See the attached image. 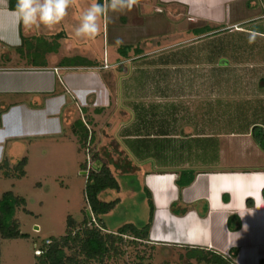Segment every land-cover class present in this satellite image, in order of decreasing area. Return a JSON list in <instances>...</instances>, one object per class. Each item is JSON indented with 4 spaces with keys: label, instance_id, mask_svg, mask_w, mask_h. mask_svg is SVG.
Listing matches in <instances>:
<instances>
[{
    "label": "crops",
    "instance_id": "crops-1",
    "mask_svg": "<svg viewBox=\"0 0 264 264\" xmlns=\"http://www.w3.org/2000/svg\"><path fill=\"white\" fill-rule=\"evenodd\" d=\"M11 1L17 2L0 0V163L7 159L12 167L25 156L28 163L34 152L41 157L54 152L63 154L65 148L70 150L72 143L84 153L76 133L78 121L88 128L89 141L93 135L92 145L98 151L104 149L100 147L110 143L112 133H118L122 126L126 128L133 117L130 106H113L109 81L114 77L111 72L116 63L124 56L118 50L120 47L116 53L106 49L104 42L103 51L100 47L95 51L84 45L85 38L75 36L79 16L74 6H83L87 0H69L67 13L58 24L39 28L19 24ZM159 1L191 12V6L197 2L208 9L213 6V0ZM138 5L136 0H128L127 11L132 21L137 19L135 25H143L139 17L150 14L138 9ZM215 16L222 18V13ZM151 17L173 25L180 19L155 13ZM104 19L105 16L102 27ZM206 21L205 25L218 23L212 17ZM145 37H136L121 45H130V52ZM105 58L108 68H102ZM220 59L217 62L224 66L243 65L232 70L236 77L245 78L250 72L258 75L254 86L237 87L235 93H229L230 98L220 106L214 119L210 115L199 123L189 120L178 125V133H158L153 138L182 141L179 145L170 143L160 147L156 139L154 155L148 152L149 141L146 140V145L136 140L145 137L137 136L133 141L134 137L126 136L134 142L129 147L143 158H152L153 164L147 169L135 164L130 174L119 168L117 174L132 176L136 189L145 192L146 220L134 223L136 226L147 223L152 207L148 244L164 249L204 248L227 257L234 264H264V86L260 83L264 80V63L260 60L251 71L247 68L250 60L239 54L232 60L225 58L221 62ZM103 114L112 121L109 125L101 123ZM184 129L189 131L183 133ZM192 139L195 142L189 141ZM192 144L195 146L191 147ZM193 150L205 155L204 163L192 164L188 154ZM71 151L75 152L74 147ZM112 227L106 230L115 231L120 226ZM232 249H237L234 257Z\"/></svg>",
    "mask_w": 264,
    "mask_h": 264
},
{
    "label": "rangeland",
    "instance_id": "rangeland-1",
    "mask_svg": "<svg viewBox=\"0 0 264 264\" xmlns=\"http://www.w3.org/2000/svg\"><path fill=\"white\" fill-rule=\"evenodd\" d=\"M92 2L87 0L83 6H74L79 19ZM108 2L104 0V27L101 19L99 31L95 36L85 38L84 45L88 49L93 47L95 51L100 47L102 52L105 42L106 49L111 48L118 53L117 49L123 47L122 43L146 36L142 42L135 44L138 48L130 51L128 57L119 58L111 72L114 77L109 81L113 106H130L133 110L132 121L126 128L122 126L118 129V133H112L114 136L110 137V143L102 145V150L98 151L96 145H87L86 142L83 147H79L84 154L72 143L70 150L65 148L63 154L54 152L41 157L34 152L25 165V175L22 177L13 174L6 176L4 170H0V196L11 190L25 198L28 210H18L16 213L20 230L27 233L28 237L3 239L0 264H36L35 248L41 247L46 238L64 234L68 215L77 220H82L85 214L90 218L84 196L86 177L79 167L84 160L88 164L86 148H89L90 156L95 152L99 155L102 153L101 160L110 166L120 184L118 190L109 189L101 194L104 200L121 199L120 205L102 216L106 227L113 228L127 222L137 225L145 221V192L136 189L137 184L132 176L117 173L121 168L130 174L135 164L139 168H150L153 160L135 153L133 147L130 148L134 142L131 143L125 137L131 135L133 141L137 136L145 137L136 140L144 143L149 141L151 151L148 152L154 155L157 144L153 141L158 138L153 137L158 133H178V125L189 120L199 123L210 115L214 119L220 106L230 98L229 93H235L237 87L251 89L258 78L252 72L246 74L245 78H242L243 75L236 77L232 70L243 65L224 66L217 62V58L222 57L219 61L224 62L225 58L232 60L239 54L241 58L250 60L247 68L251 71L257 68L260 60L264 63V0H213L211 9L197 2L191 6L193 12L180 6L162 4L159 0H136V3H140L137 8L150 14L139 17L143 25H135L137 19L132 21L127 6L123 10L113 11L107 7ZM153 13L180 19L173 25L152 18ZM217 13H222V18L216 19ZM211 17L218 23L205 25ZM238 20L243 21L232 25ZM195 26L214 29L198 35L192 32ZM244 28L254 31H243ZM136 49L139 54L133 52ZM262 66L264 68V64ZM260 83L263 87L264 80ZM108 119L103 114L101 123L109 125L112 121ZM186 131L189 130L184 129L183 133ZM147 135L152 138H146ZM180 141L179 138H161L156 143L163 147L170 143L179 145ZM189 141L195 142L194 139ZM198 142L204 145L203 141ZM71 147H74L75 152L71 151ZM188 159L192 160V164L204 163L205 155L193 150L188 154ZM139 173L142 179V173ZM125 239L123 254L111 258L109 264H187L186 248L164 249L144 242L129 243L127 236ZM191 261L204 264L197 263L195 259Z\"/></svg>",
    "mask_w": 264,
    "mask_h": 264
},
{
    "label": "trees",
    "instance_id": "trees-1",
    "mask_svg": "<svg viewBox=\"0 0 264 264\" xmlns=\"http://www.w3.org/2000/svg\"><path fill=\"white\" fill-rule=\"evenodd\" d=\"M11 6L15 7L16 1H11ZM208 31H211V28L205 27L204 29L200 27L196 29L195 34H205ZM211 34H215V32ZM130 47V45H125L120 47L119 51L124 56H127ZM136 52H138V49H136ZM78 122L76 133L79 134V143L83 147L88 141L89 130L82 121ZM253 135L257 139L258 134L255 128ZM92 140L93 135L90 137L89 142L91 143ZM26 163V156L15 163L13 167L5 159L0 163V170H4L6 176L13 174L14 176L22 177L25 175L24 168ZM80 169L84 173L87 171L85 173L84 189L86 208L95 217L97 225L86 214L82 220H77L72 215H68L64 234L57 237L51 236L49 244L43 243L41 245L43 252L41 255L36 256V264H109L111 258L123 254L122 245L126 242V236L129 238V243L144 242L148 244L147 240L153 218L152 207L148 221L142 227L128 222L118 227L115 231H107L102 216L113 210L119 199L104 200L101 198V194L109 189L118 190L120 188L119 181L110 166L101 160L97 152L91 156L90 167L88 168V164L84 160L80 163ZM147 198L150 206H152L151 193L149 191ZM18 210L28 211L25 198L14 194L11 190L3 192L0 196V257L3 239L28 237L27 233L20 230V223L16 217ZM90 224L93 226L90 227ZM236 254L237 249H232L231 255L234 257ZM186 257L188 259L187 264H194L191 261L192 259H195L197 263L204 264H234L227 257L204 248H187Z\"/></svg>",
    "mask_w": 264,
    "mask_h": 264
},
{
    "label": "clouds",
    "instance_id": "clouds-1",
    "mask_svg": "<svg viewBox=\"0 0 264 264\" xmlns=\"http://www.w3.org/2000/svg\"><path fill=\"white\" fill-rule=\"evenodd\" d=\"M128 0H109L107 7L113 11L123 10ZM69 0H17L16 20L25 27L54 26L66 15ZM106 8L102 0H93L83 10L74 34L81 38H91L100 28L99 21L105 16Z\"/></svg>",
    "mask_w": 264,
    "mask_h": 264
},
{
    "label": "built area",
    "instance_id": "built-area-1",
    "mask_svg": "<svg viewBox=\"0 0 264 264\" xmlns=\"http://www.w3.org/2000/svg\"><path fill=\"white\" fill-rule=\"evenodd\" d=\"M109 67V64L107 63V60H106V58L104 59V63H103V65H102V68H108ZM58 68H55V70H57ZM90 143H89V140L87 141V145H89ZM86 152H87V159H88V168L90 167V164H91V156H90V152H89V148H86ZM85 173H87V171L85 172ZM90 218H91V221L94 223V224H96L97 225V222H96V220H95V217L93 216V214L90 212ZM93 225L92 224H90V227H92ZM51 242V239L50 238H46L45 240H44V244H49ZM42 252H43V250H42V248L41 247H37V248H35V250H34V254H35V257L36 256H39V255H41L42 254Z\"/></svg>",
    "mask_w": 264,
    "mask_h": 264
},
{
    "label": "water",
    "instance_id": "water-1",
    "mask_svg": "<svg viewBox=\"0 0 264 264\" xmlns=\"http://www.w3.org/2000/svg\"><path fill=\"white\" fill-rule=\"evenodd\" d=\"M83 173H84V171H83ZM88 215H89V217L91 216L90 215V212H88ZM35 229L39 230V227L38 226H35Z\"/></svg>",
    "mask_w": 264,
    "mask_h": 264
},
{
    "label": "flooded vegetation",
    "instance_id": "flooded-vegetation-1",
    "mask_svg": "<svg viewBox=\"0 0 264 264\" xmlns=\"http://www.w3.org/2000/svg\"><path fill=\"white\" fill-rule=\"evenodd\" d=\"M128 53H129V51H128Z\"/></svg>",
    "mask_w": 264,
    "mask_h": 264
}]
</instances>
